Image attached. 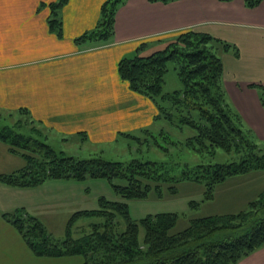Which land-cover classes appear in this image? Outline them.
<instances>
[{
	"label": "trees",
	"instance_id": "16d2710c",
	"mask_svg": "<svg viewBox=\"0 0 264 264\" xmlns=\"http://www.w3.org/2000/svg\"><path fill=\"white\" fill-rule=\"evenodd\" d=\"M67 1L47 3L48 27L58 36L62 34L61 8ZM124 1L104 0L95 26L75 37V42H108L114 33L116 9ZM260 1L244 0L247 7ZM141 48L139 45L133 55L118 60L120 78L131 90L155 103L160 111L155 117L162 115L170 121L176 117V126H187L194 131L184 142L186 147L201 156L213 155L215 148H221L227 153L232 151L235 158L186 166L179 175L173 176L169 174V164L162 161L141 158L119 161L106 159L99 153L89 157L65 155L46 143L44 137L24 133L13 124H0V142L7 146L8 152L24 160L21 167L0 173L1 182L31 187L47 179L105 177L121 198L100 197L97 208L74 211L62 238L51 235L40 219L23 207L4 212L2 216L37 256L81 254L84 260L80 264H236L264 245V189L236 212L193 217L180 230L173 229L178 219L176 212L147 214L135 220L129 216L126 200L145 198L151 192L161 196L164 188L173 193L176 191L173 185L182 179L201 182L203 199L208 200L213 197L215 185L227 176L264 169V141L258 142L245 127L227 102L222 85L223 64L219 52L232 50L238 55V48L192 28L177 32L165 45L150 53L143 54ZM170 61L174 63L181 87L163 92ZM250 85L257 89L264 107V84ZM17 111L32 119L26 108ZM86 216L98 220L89 222L79 236L73 237L72 223Z\"/></svg>",
	"mask_w": 264,
	"mask_h": 264
},
{
	"label": "crops",
	"instance_id": "0c3cea01",
	"mask_svg": "<svg viewBox=\"0 0 264 264\" xmlns=\"http://www.w3.org/2000/svg\"><path fill=\"white\" fill-rule=\"evenodd\" d=\"M49 1L0 0V109L26 108L48 129L47 140L77 137L88 148L105 150L147 130L153 104L120 78L117 62L139 45L150 53L192 28L237 46L238 55L219 52L222 85L245 127L264 141V107L250 85L264 84V0L253 7L244 0H125L116 9L112 38L88 44H77L75 37L95 26L104 0H68L61 8L60 36L48 27ZM48 180L33 187L40 190ZM220 186L217 193L231 188L246 204L264 178H227ZM17 188L0 181V264H55L58 257L33 254L2 216L24 196ZM236 264H264V245Z\"/></svg>",
	"mask_w": 264,
	"mask_h": 264
},
{
	"label": "rangeland",
	"instance_id": "374dc122",
	"mask_svg": "<svg viewBox=\"0 0 264 264\" xmlns=\"http://www.w3.org/2000/svg\"><path fill=\"white\" fill-rule=\"evenodd\" d=\"M149 51L146 49L144 54L149 53ZM179 87L181 85L174 69V63L170 61L164 77L162 91L171 92ZM149 100L154 107L153 122L148 126L149 130L147 128L144 132L135 135L137 138L129 137V139L124 140L120 138L117 143L105 150L88 148L84 144H80L77 137L76 140L69 139L67 141H61L59 138L53 141L50 137V140H47L48 129L17 110L0 109V124H13L24 133L29 132L41 138L44 137L46 143L56 151H62L65 155L89 157L99 153L106 159L119 161H128L132 158L162 161L169 164L167 165L170 170L169 174L173 176L179 175L186 166H194L200 162H226L235 158L232 151L227 153L221 148H215L213 155L205 153L204 156H201L186 147L184 142L194 131L187 126H176V117H173L172 121L162 115L159 118L155 117V114L160 111L157 110L155 103L151 99ZM0 144V173H7L21 167L24 162L23 159L19 155L8 152L7 146L3 142H0ZM227 178H264V169L227 176L215 185L213 197L215 191L216 195L215 199L211 198L212 200L203 199V184L201 182L191 179L178 180L173 185L176 189L173 193L167 191L163 186L161 196L151 192L145 198L127 199L129 216L132 219L139 220L147 214L176 212L178 219L173 229L180 230L193 217L223 214L218 212L224 210L227 211L224 213L236 212L244 208L248 202L245 204L246 200L241 201L242 196L233 193L235 190L233 191L231 188L222 187V190L217 193L219 187H221L220 185ZM48 181L43 183L44 185L40 190L33 186H31L33 188H17L20 192H24V196L16 200L15 208L22 207L21 205L25 204L28 207L25 208L26 211L39 218L45 229L55 238L64 237L67 222L74 211L97 208L100 197L108 200H121L105 177H89L83 180L49 179ZM256 189L262 191L264 186ZM258 191L257 195L260 192ZM256 196H253L250 200ZM224 197L227 198L228 204L227 201L221 202ZM97 220L96 217L87 216L77 218L72 223L71 235L73 237L79 236L83 227H88L89 222ZM142 234L143 230L140 227V238ZM83 260L84 257L81 254L65 255L58 257L55 264H80Z\"/></svg>",
	"mask_w": 264,
	"mask_h": 264
}]
</instances>
